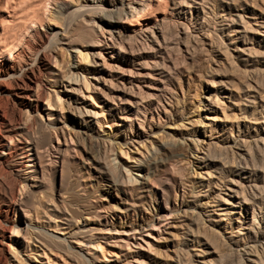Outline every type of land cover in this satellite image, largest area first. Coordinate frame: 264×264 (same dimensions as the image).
Segmentation results:
<instances>
[{
    "label": "rangeland",
    "instance_id": "1",
    "mask_svg": "<svg viewBox=\"0 0 264 264\" xmlns=\"http://www.w3.org/2000/svg\"><path fill=\"white\" fill-rule=\"evenodd\" d=\"M253 1L254 0H250L247 2V4L244 2L245 4L243 6H240V13H246V19H249V15H251L250 12L253 11L251 9H254L257 12L264 10L262 9V7L264 8V0H256V2H258L256 8H254L253 6ZM83 2L84 0H59L53 2L51 4V7L49 8L50 15H48L50 18L48 17V20H45V23H43V31L44 29H50V27L60 29L61 21L59 20H61L60 17L62 16L63 19H70V21H68L70 22V26H72L74 24V21L76 22L74 18L72 19V17H74V9L76 6ZM214 3H220V0H217ZM209 5L211 6V8L213 7L212 4ZM257 8H260V10ZM192 12H194V9ZM51 14H53L55 17ZM91 16H93V14L89 13V15H85V17H87V19L89 20ZM187 17L190 19L189 12L187 13ZM94 20H90L92 23H94H89V27L91 28L92 35L95 37V33H100L99 29L101 28V26H104V24L97 17L94 18ZM57 22L59 23V25ZM171 27L175 28L177 31L180 26L178 25L176 26L178 28H176L175 25L172 24ZM192 29L193 26L190 25V31L186 32L187 34L185 32H179V34H177L176 32V35L171 40L170 45L168 47H165L164 49H161L160 51L152 49L153 47L151 48L149 44L143 46L137 45L132 53L134 55L130 56L133 60V67L137 66L136 68H133L134 71L131 73L130 80L133 82L132 88H130V83L128 82L129 78H127V81L126 79L124 80V77H128V75H123L122 72H120V70L118 69L119 67L114 66V68L116 67V70L113 69V71L111 72L113 83H110V86L113 87L111 96L113 99L115 98V100H113L115 101V105L113 104L114 108L112 109V111L108 109L109 107L104 99L107 98L109 101L113 102L109 97L110 95L106 96L103 92L104 90H106V87H104V85H102L100 81H95L92 77L93 74L91 73H87V75L92 83H95L94 88H92L93 91L90 89L88 92L85 87H83L82 91H79L77 95L72 99H69L67 97L66 91L64 90L66 86H49L50 88L48 91L51 93L53 100L55 102H58L56 103V105L62 104L63 109H59V106L56 109L55 106L51 109V111L54 113L55 117L59 114L60 121L64 122L68 127L57 129V135L59 137V140L61 141V145L62 142H64L63 134L65 136L67 135L68 138V148L65 152H63L64 170L62 177L64 178L65 176L66 178H62V180L60 181V162H58V165L55 162V160L59 161L60 154L54 152V150H51V155L49 156L51 160L48 159L49 157L45 156L46 171L44 176L45 179H43V184L40 188H37L38 190H35V192L37 191V194L35 192L30 194V199H32L34 195L42 193L44 197V199L42 198V201H47L48 203V197L53 199L52 201L56 205L57 209H55L54 211V206L52 205L50 206V209H44L43 207H40L41 211H46V215L41 213L40 220L37 222H35L34 220H30V222L32 221L30 223V225L32 224L30 227L34 228L37 226V229L54 235L55 238H64L65 246L70 245L73 253H71L70 255L63 249H60L61 251L57 250L51 252L47 250L46 256L42 252V247L37 242L30 240L27 245L21 236L23 235L24 228L27 226L26 217H24L22 212L18 210L15 214H13L15 225L13 226L12 230H9L7 232L8 236L5 239L6 242L5 240H3L4 252L8 259L7 264H49L46 261L47 257H50L55 264H140L138 263V261L141 258L145 259V264H169L173 263V261L177 258V255L181 257V264H210L211 262V264H258L256 258L261 257L262 255L264 257V213L262 212L263 214H261V216H258L259 224L256 223V226H253L255 232L252 228V231L250 233V231L248 232L242 226L240 227L241 229L238 228L239 223L236 219H238L237 216L239 215L237 213H230L229 215H227V218L226 211H230V207H232V204H230L228 201H226V204L225 201H221L224 199L220 197V194L227 197V188L232 178H234L232 180H235L238 179V175H244L243 172H240L241 170H239L235 166V162H232L234 161V157H239L236 154V151H241L239 149L235 150L234 147L231 148V139L233 138V136H231L232 134H235L234 136L240 134L238 139L240 138L239 143H241V148L244 149L246 147V150H252V153L255 152L256 154L258 153L260 155L259 156L257 154L259 156V164L256 163V165H254L250 161L248 162L249 168H243L248 170V173L245 174L247 176L245 177H248L246 178V180H250H248L249 182L247 181V183H257L258 185L264 184V99H262L261 97V95H263L264 97V85H261L260 88L258 84H256L258 83L257 80H261V82L264 83V79H262L264 78V33L263 35H259V37L257 35L256 40H251L250 33L247 34L246 38L248 40H250L251 42L254 40L253 42L255 43L258 42L254 44V47H256L255 49H258V51L255 53L250 44L247 45L246 43H243L242 39H240L239 45L244 46L245 44L246 50L244 53L242 51L237 52L230 50V46L232 48H234L235 46L229 44L230 41L228 39V35H222V37H224V41H219V47L221 49L220 51L222 52L221 55L220 51H218L217 48L209 50V45L202 44L195 36H192L194 34V32L192 33ZM63 34L64 32L60 30L58 38L63 39ZM106 35H108V33H106ZM186 45L188 49H186ZM78 46L74 44L68 46L61 41H55L54 43H51L50 49L56 50L57 63L58 65H61L60 68L61 70H64L62 71L64 74L69 71L70 65L75 67H73V69H78V67H76L77 61L75 57L78 49L81 48L80 46ZM227 46L229 48H227ZM155 47L157 49L158 46L155 44ZM89 51V62L86 63L88 68H92L94 66L101 68L102 57L103 60L104 58H108V56L110 58V55H108L106 51L103 52L102 57L93 54V52L97 51L95 50V48L89 47ZM230 52H232L233 55ZM163 55L166 58L164 60V62H166V65L165 63L164 65L160 64L162 62L160 56ZM236 55L238 57H236ZM95 61H97V63ZM109 61L112 62V59H109ZM119 63L120 61H118L116 64ZM131 63L132 62H130V64ZM123 67L126 69L128 68V65L123 64ZM79 72L82 74L81 69H79ZM108 74L109 72L107 71L104 76L106 78L111 77ZM132 74L134 77L132 76ZM235 75L242 81L241 83L239 80L240 84L243 86V89L238 90L235 87V90L234 88H232L234 94L233 96H231V98L222 97V94H224V90H226L224 88L225 83L227 82L226 85H229L231 79L233 77H236ZM99 79L100 74H98V80ZM121 80L124 81V84H128L125 88L124 84L120 83ZM63 81L68 85V82H66L65 79ZM107 83L109 85L108 81ZM246 83L247 86L245 91ZM249 83L251 84V86H248ZM73 86L76 87L78 85L73 84ZM215 88H217L219 91L220 100H217V105H214L213 107L215 109H213H217V113H219L220 115H224L221 112L222 109L224 110L226 107L228 111H226V109L225 111L229 115L225 121L211 120L204 117L205 114L209 117L215 115V111H209V107H207L209 106L208 101L210 100V98H208V95H211L212 97V95L214 94L213 90ZM249 88L251 91L249 90ZM262 90L263 93L261 92ZM107 92L109 93L110 90L108 89ZM88 93H91L93 98H91L92 101L86 98ZM238 93L242 95L238 96ZM150 94L152 96H150ZM226 94L228 96V93ZM118 95L120 97L117 98ZM76 97L78 103L74 101ZM199 97L202 98L203 102L201 103V106L205 107V109L201 113V118L204 121V124L208 123L207 125L205 124L206 126H200L195 121L190 122L192 121V119H196V113L200 108V102L197 101ZM206 97L208 100L206 99ZM223 100L225 103H223ZM69 101L71 103H68ZM45 102V99L41 101V113L44 116V119L47 120L48 115L45 109L47 108ZM74 105H79L82 109L86 107V109H89L91 111H101V108L104 106L103 108L105 112L97 116V118L95 119H99L105 123H108L110 127H103L102 124L100 125L96 123L95 125L93 123L95 119L89 114V116H86V118L93 120L91 121V127H93V130L92 132L84 134L82 132V128H80L79 124L75 120L74 115L72 114L73 108L75 107ZM228 118L230 119L228 120ZM179 120H184L183 122L186 125L184 126V124H182ZM177 123H181V128L183 129H181L180 126L179 128L176 127L175 125ZM222 123L227 124V128L225 130L226 132L221 129L220 124ZM61 124L62 123L59 122V125ZM231 125H233V127H231ZM129 127L131 128L130 130H128ZM240 129L241 131L239 132ZM157 131L162 132L158 133ZM68 132H70L71 136L74 138V141L72 143L68 136ZM156 132L157 134H155ZM166 133H170V135L167 136ZM173 134L175 135V138H179L176 141V144L181 141V145L179 146L181 150L183 148V150L187 153L188 151L192 152V148H194L195 143L194 141L199 139L197 143L199 148H205L201 151H197V156L204 155V153L208 150L209 142L212 141L213 143L210 144L209 150H211L212 148L211 152L214 151L213 153L217 154V157L219 156L221 158L219 159L218 157V161H216V163L214 162L213 164H208V166L205 165L206 167H204V163L196 162L197 159L195 158V154L191 152H189V157H185L184 155H181L182 157H167L165 160H163V162H159L157 160L158 158L155 157L154 163L158 165L157 170L159 174L157 179L151 182L149 181V183L147 182V187L150 189V192L148 194L149 196H146V192L141 193L138 190V187L144 185V183H140L143 180L142 176H140V174H144L143 171L140 173L139 171L132 169L133 176L135 175L134 177L136 178V181H138L135 182L136 184L134 185H125L123 187L125 188V193L120 190L108 189V187L104 185V174L96 171L95 165H97L98 160L99 162L101 161V165L102 162H106L107 165L109 164V168H112L111 170L114 169V165L119 167L121 165H126V169H129L133 165V163L131 162L132 157L137 156L140 151L141 153H146V148H149L152 153V150L154 149L155 145H158L159 141L166 140L167 138H169V140L171 141V135ZM182 134L184 135L183 137L180 136ZM105 137L112 139L114 138L118 143L128 142L126 144L127 147L130 148V152L128 155L130 160H128L129 158L121 156L120 153H118L119 151L116 149L115 143H113V147H115V150L112 151L115 153L112 154L111 151L107 152V149L105 148H111L112 144L111 146L109 145L108 147H105L103 144ZM50 140L51 143H54L55 146L58 145L56 137L53 133H51ZM142 141H144L145 144ZM172 141L174 142V140ZM243 141H245V143H243ZM134 143L136 144V146H134ZM223 143H225V145ZM150 144L153 145V147H151ZM221 145H223L225 148H221ZM63 146L66 147V145H62V147ZM175 147L176 145L173 146V148ZM159 148L161 150V154H158V156H164V152H167L166 149H164L162 145L159 146ZM170 149L171 148H169V150ZM226 150H228L227 153ZM114 156H116V161L113 159ZM109 159L113 160L112 163ZM177 159H180V161L178 162ZM27 161L28 159L24 160L23 163L26 164L29 162ZM223 161H227L228 163H226L227 166L224 167V171H222L223 174L221 173L220 177L219 173L215 172V169L216 167L221 165L219 163ZM176 162L178 163L176 164ZM125 167H123V171L124 175L127 177ZM219 167L217 168V170L219 169ZM195 170L196 172H201V174H194ZM113 171H115L114 173H118L115 169ZM207 171L218 174L217 176L220 177L222 181L224 180V183L219 182L220 185L218 186L223 185V187L211 185L210 187H208V190L203 191L202 189H207V186H205L207 183L205 182L210 180V178L208 179L207 177ZM198 181H200L201 183L203 182L205 184V188L200 186ZM160 185H163V187L165 188L164 192L162 191V189L158 188L161 187ZM198 186L200 189L198 188ZM18 187L16 193L17 199L19 198L18 196L20 192V186ZM61 192L63 193L61 195L64 198L58 196V194ZM200 193L208 194L204 197L203 195H199ZM215 193H217L218 195ZM60 198L61 201L59 200ZM231 199L233 203L238 202V197H232ZM182 200H184L183 203H181ZM206 200L210 201L208 203L210 216H203V219L206 223L201 219L199 230L202 229L201 227H203V229H205L207 233L206 235H204L205 233L202 229L198 232V234L194 233V235H192L191 232H189V229H191L192 226L196 227V225H193L191 222V219L194 217L195 212L198 209L196 208V204L198 202H204ZM126 202L133 205L132 209L126 210ZM165 204L169 206L168 209L165 207ZM29 208L31 209V207ZM177 208L178 211H175V209ZM139 212L143 215L145 214L146 220H151L152 217L158 216V214H168V219L163 222L164 225L159 227L160 231L151 230L148 226H138L139 222L142 223V220L138 217ZM209 212L207 213L209 214ZM220 212H222V214ZM104 214L108 216V224L105 223L106 218L103 217ZM65 215H67V217L70 219L69 221L64 219ZM70 215L73 216V218L76 217V219L70 218ZM251 215L252 214H250L249 216ZM55 216L56 218H54ZM48 217H51V220L61 224L60 227L63 228V230L51 228V226L49 225H53L55 224V222H51ZM215 219L217 221L212 224L210 221ZM156 221L157 220L154 219L155 223ZM208 226L210 227V229ZM132 227L137 228V231L135 234V238L128 239L130 244L127 247V245L119 240V237L126 236L120 232L123 231V229L129 230ZM232 227L233 229L235 228L240 230L234 232V230H232ZM212 230L218 231V234L215 233V236L213 235V237H216V240L211 239L213 232ZM148 231H151L150 234H152V236L154 235L153 237H155V240L152 237H148L147 235H145ZM208 231L210 232L208 233ZM246 231L247 234H245ZM27 232L28 233H26V235H29V230ZM207 234V241H209L210 244L212 243L211 245L217 244V251L210 245L205 244V237L207 236ZM194 237H196L197 239ZM193 238L195 241L193 240ZM222 238L224 241L222 240ZM226 238L228 241L233 240V242L235 243H231V245L227 244ZM141 239L143 241L150 240L152 245L148 247ZM236 240L240 241L236 242ZM97 242H100L104 246L106 252L108 251L106 253L107 259L102 258L100 253L99 255L98 253H94V251L96 250L95 245ZM138 242H141L143 244L141 246L142 248H140ZM9 243L10 248L6 245ZM255 246L260 248L259 252L251 251V249H254ZM89 248L92 249L90 252L88 251ZM224 255L226 258L224 257Z\"/></svg>",
    "mask_w": 264,
    "mask_h": 264
},
{
    "label": "bare ground",
    "instance_id": "2",
    "mask_svg": "<svg viewBox=\"0 0 264 264\" xmlns=\"http://www.w3.org/2000/svg\"><path fill=\"white\" fill-rule=\"evenodd\" d=\"M56 1H59V0H0V264H7L8 263V259L5 255L4 248H3V242H4L3 240H5L7 238V236H8L7 232L9 230L13 229V226L15 225L14 219H13V214H15L18 210H20L22 212V214L24 215V217H26L27 226L24 228L23 235H21V236L27 245H28V242L30 240L37 242L42 247V252L46 256H47V250L51 252V251H57V250L59 251L60 249H63L66 253H68L70 255H71V253H73L72 248H70V245L69 246L66 245L67 247L65 246V239L64 238H55L54 235H51L47 232H44L42 230L37 229L38 228L37 226L34 228L30 227L32 225V224L30 225V223L32 222V221L30 222V220H34L35 222H37L40 220L41 213L46 215V211H41L40 207H43L44 209H50L51 208L50 206L52 205V206H54V208H53L54 211H55V209H57L56 205L52 201L53 199L48 197L49 198V199L47 198V200H49L48 203H47V201H44L46 203H44L42 201V198L44 199L42 193H39L38 195H34V197L33 198L31 197L32 199H30V194L34 193L37 188H40L43 184V179H45L44 178L45 171H46V167H45V164H46L45 159L46 158H45V156L49 157L51 155V150H54V152L60 154L59 161L55 160V162L57 165H58V162H60L59 166H60V174H61L60 181H61L63 178L62 176H63V170H64L63 152H65L68 148V146H67V140H68L67 135L65 136L63 134L64 142H62V145H66V147H64V146L62 147L61 141L59 140V137L57 135V129L58 128L62 129L63 127H67V126L64 122L60 121L59 114L55 117L54 113L51 111V109L55 106H56L55 107L56 109L58 106L60 107L59 109H62V104L56 105V103H58V102L57 101L55 102L53 100L51 93L48 91L50 88L49 86H56V85L57 86L58 85L66 86L64 90L66 91L67 97L69 99H72L73 97H75L77 95V93L79 91L80 92L82 91L83 87H85V89L88 92L90 89L92 90V88H94L95 83H92V81L88 78V75H87V73H91V74H93L92 77L94 78L95 81H100V83L102 85H104V87H106V90H104V91L102 90V91L105 93L106 96L110 95L109 97L113 101V100H115V98L113 99L111 96L112 92H113L112 91L113 87L110 86L113 83V77H112L111 72L113 71V69L116 68V67L114 68V66H118L119 68L118 67L117 68L120 70V72H122L123 75H128V77L127 76L124 77V80L126 79V81H127V78H129L128 82L130 83V88H132L133 82L130 80L131 79V73L134 71L133 68H136L137 66L134 65L136 67H133V65H132L133 60L130 56L134 55L132 53L135 50V48L137 47V45L143 46V45L149 44L151 46V48L153 47L152 49L160 51L161 49H164L165 47H168L170 45V42L175 37L176 32H177V34H179V32H182V33L185 32L186 33L188 31H190L189 29H190V25H191V26H193L192 33L194 32V34L192 36H195L199 40V42H201L202 44L209 45V47H210L209 50H213L214 48H217V50L220 51L221 49L219 47V41L223 42L224 37H222V35L224 36V34H226V35H228V39L230 41L229 44L235 46L234 48H232L231 46L229 48L227 46V48H229L230 50L237 51V52L242 51L244 53L246 50L245 44H244V46L239 45V41H240V39H242L243 43H246L247 45L250 44V46L253 48L254 53H255L258 51V49H255L256 47H254V44H256L258 42L255 43L253 41L256 40L257 35L259 37V35H263V33H264V10H262V9H264L263 7L261 9L262 11H260V12H257L254 9H251L253 11L250 12L251 15H249V19H246V16H245L246 13H243V12L240 13V9H241L240 6H243L245 3L247 4V2L250 0H245V1H243V0H220V3H218V4L214 3L217 0H84V2L79 4L78 6H76L75 9L73 8L74 9V14H73L74 17H72V19L74 18L76 20V22L74 21V24L72 26H70V24H69L70 19H68L69 20L68 21L67 19H63L62 18L63 16H62V17H60L61 20H59V21H61L60 22V25H61L60 29H57L55 27H50V29H48V30L44 29V31H43V29H42L43 23H45V20H48V17L50 15V13H49L50 9L49 8L51 7V4L53 2H56ZM209 4H212L213 7L211 8V6ZM257 4H258V2H256V0H254L253 1L254 8H256ZM193 9H194V12H192ZM257 9L260 10V8H257ZM188 12L190 14V19L187 17ZM244 12H247V11H244ZM89 13L93 14V16L90 17V20H94V18L97 17L104 24V26H106V27L101 26V28L99 29L100 33H95L96 34L95 37L92 35L91 28L89 27V23L93 24L95 22V20L92 23L89 19H87V17H85V15H89ZM51 15H53V14H51ZM57 16H58V14H57ZM176 17H178V18H176ZM54 20H56V19H54ZM53 21H52V23H53ZM67 21H68V24H67ZM172 24H174L175 27L178 25L180 26L179 28L176 27V28H178L177 31L175 28L171 27ZM58 25H59V23H58ZM60 30H62V32H64V34H63L64 38L63 39L58 38L59 34H60ZM106 33H108V35H106ZM249 33H250V39L251 40L254 39L252 42L246 38L247 34H249ZM55 41L64 42L68 46H71L72 44H74L77 46L79 45L81 47L80 49H78L77 53L75 54L76 61H77L76 67H78V69H73L74 66H71L69 64L70 65L69 71L66 72V74H64L62 72L64 70H61V68H60L61 65H58V63H57L56 50L50 49L51 43L52 42L54 43ZM192 42H193V40H192ZM155 44L158 46L157 49L155 47ZM89 47L95 48V50H97L96 52H93L94 55L96 54V55L102 57L104 51H106V53H108V55H110V58L108 56V58H106V59L104 58V60L102 57L101 68H99L97 66H94L92 68H88V66L86 65V63L89 62V57H90ZM144 48H146V47H144ZM186 49H188L187 45H186ZM228 50H226V51H228ZM250 50H252V49H250ZM230 53H232V52H230ZM220 54L222 55L221 51H220ZM232 55H233V53H232ZM236 57H238V56L236 55ZM160 58L162 59L161 60L162 62L160 64L164 65V63H165V65H166V62H164V60L166 59L164 57V55L160 56ZM224 58H225V56H224ZM109 59L110 60L112 59L113 63L111 61H109ZM158 60H160V59H158ZM118 61H120V63L116 64ZM95 62L97 63V61H95ZM130 62H132V63L130 64ZM123 64L128 65V68L125 69L123 67ZM57 65H58V67H57ZM217 68H215V69H217ZM79 69L82 70V74L79 72ZM217 70H219V69H217ZM107 71L109 72L108 75L111 76L109 78H106L104 76V74L107 73ZM135 72H137V71H135ZM137 73H139V72H137ZM98 74H100L99 80H98ZM133 74H132V76H133ZM81 76H82V78H81ZM64 79L66 82H68V85L65 84V82L63 81ZM262 79H264V78H262ZM239 80H240V78H237V76L233 77L231 79L230 84H229L230 86L226 85L227 84V82H226L224 85V88L226 90H224V92H223L224 94H222L223 95L222 97L231 98V96H233V94H234L232 88L235 89V87H236L238 90L243 89V86L240 84V82L242 83V81L240 80V82H239ZM107 81L109 82V85H108ZM257 82L258 83H256V84H258V86L260 88H261V85L262 86L264 85V83L261 82V80H257ZM120 83L124 84V81L121 80ZM73 84H76L78 86L75 87V86H73ZM126 85H128V84H124V88L126 87ZM162 86H165V85H162ZM246 86H247V83L245 85V91H246ZM248 86H251V84L249 83ZM122 87H123V85H122ZM108 89L110 90L109 93L107 92ZM120 90H121V88H120ZM249 90H250V88H249ZM213 91H214V94L212 95V97H211V95H208V98H210V100L208 101L209 106H207V107H209L208 108L209 111H215V115L209 117V116H206V114H205L204 117H206V119L209 118L211 120L225 121L229 115L226 113V111H228V109L226 107H225L226 111H225V109L224 110L222 109L221 113H223L224 115H220L219 113H217L216 112L217 109L214 110L215 108L213 106L217 105V100H220V98H219L220 95H219V91L217 88H215ZM261 92L263 93V90ZM226 93H228V96ZM148 94H149V92H148ZM151 94H150V96H152ZM235 94H237V93H235ZM241 95L242 94H239L238 96H241ZM84 96H86V95H84ZM118 97H120V96L118 95L117 98ZM261 97H262V99H264L263 95H261ZM86 98L90 99L91 101L93 99L91 93H88ZM43 99L46 100L45 105L47 108H45V109H46V111H47L46 113L48 115L47 120L44 119V116L41 113V101ZM104 99H105V102L107 103V105L109 107L108 109L112 111V109L114 108L113 104L115 105V101L111 102L107 98H104ZM206 99H207V97H206ZM71 101H73V100H71ZM74 101L76 103H78L77 97L74 99ZM197 101L200 102L199 103L200 108L196 113V117H195L196 119H192V121H190V122L195 121V122H197L198 125L202 126V125L206 124V123L204 124V121L201 118V113L205 109V107L201 106V103H203L202 98L199 97V99ZM68 103H71V102L69 101ZM159 103H160V101H159ZM223 103H225L224 100H223ZM74 106L75 107L73 108L72 114L74 115L75 120L79 124L80 128H82V130H83L82 132L84 134L92 132L93 127H91V121H93V120L86 118V116H89V114H90V116H92L94 119L97 118V116H99L105 112L104 108H103L104 106L101 108V111H97V110L91 111L89 109H86V107H84V106H83L84 108L82 109L81 106H79V105H74ZM221 108H222V106H221ZM89 112H91V113H89ZM235 114H233V115H235ZM151 117H153V116H151ZM159 117H158V120H159ZM243 118H244V116H243ZM229 119L230 118H228V120ZM126 120H127V118H126ZM183 121L184 120H181L180 122L182 124H184ZM258 121H259V117H258ZM59 122L62 124L59 125ZM159 122H161V121H159ZM93 123L94 124L95 123L100 124V125L102 124L103 127H107V128L110 127V125L108 123H105L99 119H95V121ZM181 123H177L178 125L176 124L175 126L178 128L180 126V128H181V126H182ZM209 124H210V121H209ZM185 125L186 124H184V126ZM220 126H221V129L223 131H225L227 128L226 123H222V124H220ZM231 127H233V125H231ZM83 128H85V129H83ZM130 129L131 128L129 127L128 130H130ZM181 129H183V128H181ZM219 129H220V127H219ZM240 131H241V129L239 130V132ZM157 132L155 134H157ZM161 132L162 131H159L158 133H161ZM239 132H237V133H239ZM51 133H53L54 136L56 137V140L58 143V145H56V146L54 145V143H51V140H50L51 139ZM90 134H92V133H90ZM166 134H167V136L170 135V133L169 134L166 133ZM188 134H191V133H188ZM234 135L233 134L231 135V136H233V138L231 139L232 144L230 143L232 145L231 148L234 147L235 150L239 149L241 151H238L239 153L236 151V154L239 157L238 158L234 157V161H232V162H235V166L239 170H241L240 172H243L244 175H240V176L238 175L237 176L238 179H235V180H232V179H234V178H232L231 182L227 188V190H228V192H226L227 197L223 196L222 194H220V197H222L224 199L221 201H225V203H226V201H228L230 204H232V207H230L231 208L230 211H226V216L229 215L230 213H237L239 215V216H237L238 219H236L237 222L239 223L238 228H240L242 226L244 229H246L248 232L250 231V233H251L253 226H256V223L259 224L258 223V221H259L258 216H261V214L264 213V211H262V210H264L263 209L264 208V184L263 185H258L257 183H254V184L249 183L248 184L247 181L250 179L246 180V178H248V177H245V176H247L245 174L248 173V170L243 169V168H249L248 162H250V161H251V163L256 165V163H258V161H259L260 155L257 153L259 155L258 156L255 152L252 153L251 152L252 150L251 151L246 150L245 149L246 147L244 149L241 148V146H240L241 143H239L240 138L238 139L240 134H238L236 136H234ZM68 136H69L70 141L72 143L74 141L73 140L74 138L71 136L70 132H68ZM171 136H172L171 141L169 140V138H167L168 140L166 139V140L159 141L158 145H155L154 149L152 148L153 149L152 153L149 150V148L145 149L147 154L144 152L141 153V151L139 153L137 152L138 155L131 158V162L133 163L131 168L126 169V167H125L126 165H121L120 167L114 165L113 168L118 173H114L115 172V171H113L114 169L111 170L112 168H109V164L107 165L106 162H102V165H101L100 164L101 161L99 162V160H98L97 165H95L96 171L104 174V176H103L104 183H105L104 185L106 187H108V189L120 190V191L125 193V190H124L125 188H123L125 185H134V184H136L135 182L138 181V180L136 181V178L134 177L135 175L133 176L132 169L137 170L140 173L143 171L144 172L143 175H141L140 173L139 174L143 178V180L140 183H144V185H141L140 187H138L139 188L138 190L141 193L146 192L147 193L146 196H147L150 192V189L147 187V182L149 183V181L151 182V181L157 179L158 174H159L158 170H157L158 165L156 163H154L155 157L158 158L157 160L159 162H163V160H165L167 157L168 158L179 157V156L182 157L181 155H184L185 157L186 156L189 157V154H190L189 152H191V151H188V153H187L183 150V148L181 150V148L179 146V145H181L180 144L181 141L178 142V144H176L177 143L176 141L179 138L178 139L175 138L174 134ZM180 136L183 137L184 135L182 134ZM152 137H154V136H152ZM172 140H174V142ZM198 140L199 139L194 141L195 142L194 148H192V152H191V153L195 154V158L197 159L196 162L197 163H204V167H206L205 165L208 166V164H213L214 162L216 163V161H218L219 156L217 157V154L213 153L214 151L211 152L212 148H211V150H209L210 144L213 143L212 141L209 142L208 150L206 148L207 152H205L204 155H202V156L196 155L197 151H199V150L201 151L202 149L205 148V147H201V149L199 148V146L197 144ZM142 142L145 144L144 141H142ZM202 142H203V140H202ZM113 143L116 144V149L119 151L118 153H120L121 156H125V157L129 158L128 155L130 152L129 151L130 148L127 147V144H126L128 142L118 143L115 141L114 138L112 139V138L105 137L104 142H103L104 146L108 147L109 145L111 146V144H112L111 148H105V149H107V152L108 151L112 152L115 150V147H113ZM243 143H245V141H243ZM223 144L225 145V143H223ZM161 145L167 151V152L162 151L165 153L166 157H165V155L164 156H158V154H161V150L159 148V146H161ZM175 145H176V147L173 148V146H175ZM255 145H256V143H255ZM134 146H136V144ZM151 147H153V145H151ZM222 147L225 148L223 145H221V148ZM169 148H171V149L169 150ZM206 150H203V151H206ZM230 150H232V149H230ZM149 151L151 154L149 153ZM227 151L228 150H226V153H227ZM113 153H115V152H112V154ZM232 153H233V151H232ZM109 158H110V156H109ZM220 158L221 157H219V159ZM26 159H28L29 162L27 161L28 163L24 164L23 161ZM48 159H50V157ZM113 159L115 160L116 156H114ZM180 159L179 160L177 159V161L179 162ZM109 160H111V163H112L113 160L112 159H109ZM128 160H130V158ZM220 161H222V160H220ZM178 162H176V164ZM187 163H188V161H187ZM226 163H228V162L227 161L220 162L219 164H221V165H219L220 167L218 166L219 169L217 170L218 167H216V169H215V172L216 173L218 172L220 177H221L222 171H224V167L227 166ZM113 164H114V162H113ZM134 166H136V167H134ZM110 167H111V165H110ZM123 167H125V170L127 172V177L124 175ZM252 167H253V165H252ZM58 171H59V168H58ZM65 171H66V169H65ZM195 173H197L198 175L201 174V172H199V171L196 172V170L194 171V174ZM254 174H256V173H254ZM207 175L206 176L208 177V179L210 178V180L206 181V182L204 181L205 183H207L206 185L203 182L201 183L200 181H198L200 186H202V187H204V185L207 186V189H202L203 191L208 190V187H210L211 185L218 186V185H220L219 182L224 183L223 182L224 180L222 181L221 178L217 176L218 174H215L211 171H207ZM136 176H137V174H136ZM96 177H99V176H96ZM64 178H66V177L64 176ZM203 178H202V180H203ZM250 178H251V176H250ZM18 186H20V189H19L20 192H19V196H18L19 198L17 199L16 193H17V187ZM148 186H149V184H148ZM160 186L161 187H158V188L162 189V191L164 192L165 188L163 187V185H160ZM218 187H223V185L218 186ZM198 188H199V186H198ZM40 191H42V190H40ZM220 191H221V188H220ZM198 192H200V191H198ZM35 193L37 194V191ZM217 193H215V194H217ZM61 194H63V193L62 192L59 193L58 196L63 197ZM207 194L208 193H205V194L200 193L199 195H203L205 197V195L207 196ZM44 196H46V195H44ZM176 197H177V194H176ZM232 197H238V202L233 203V201H231ZM59 200L61 201V198ZM210 200H212V199H210ZM216 200H217V198H216ZM183 201L184 200H182L181 203H183ZM209 202H210L209 200H206L204 202L201 201V202H198L196 204V208H198V209L196 210L194 217L191 219L192 224L196 225V227L192 226V228L189 229V232H191L192 235H194V233L198 234V232L203 229V227H201L202 229L199 230V227H200L199 224H201L200 223L201 219L203 220V222H205L203 219L204 218L203 216L204 215L210 216V212L208 210L209 209V207H208ZM126 204H127L126 210L132 209L133 205L131 203L126 202ZM223 204H224V202H223ZM29 207H31V209ZM165 207L167 209L169 208V206L167 204H165ZM227 210H229V209H227ZM175 211H178V208L175 209ZM100 212H102V211H100ZM207 212H209V214ZM220 213L222 214V212H220ZM224 213H225V211H224ZM250 214H252V215L249 216ZM167 215L168 214H164V215L158 214V216L152 217L151 220H146L145 214L143 215L139 212L138 217L142 220V223L139 222L138 226L139 227L141 225L142 226H148L149 229H151V230L160 231L159 227L164 225L163 222L168 219ZM103 217L106 218L105 223L108 224V220H107L108 216L106 214H104ZM54 218H56V216ZM70 218H73V216L70 215ZM227 218H228V216H227ZM64 219H66L68 221L70 220L67 217V215H65ZM73 219H76V217H74ZM154 219L157 220L156 223L154 222ZM262 219H263V217H262ZM49 220L51 222H55V224L49 225V226H51V228L63 230V228L60 227L61 224H59L56 221L51 220V217L49 218ZM223 220H224V218H223ZM216 221L217 220L215 219V220H211L210 222L213 224ZM230 222H232V221H230ZM216 224H218V223H216ZM257 226H259V225H257ZM48 228H50V227H48ZM205 228H207V227H205ZM209 229H210V227H209ZM240 229H235V228L233 229V227H232V230H234V232H236ZM28 230H29V235H26V233H28L27 232ZM203 230L205 233L204 235H206L207 231L205 229H203ZM52 231H54V230H52ZM136 231H137V228H133V227L130 228L129 230L123 229V231H121L120 233H123L126 236L125 237H119V240L121 242H123L125 245H127V247H128L130 244L128 239L129 238H135ZM247 231L245 234H247ZM253 231H254V228H253ZM116 232H119V231H116ZM209 232L210 231H208V233ZM217 232L218 231H216V230L212 232L211 239L216 240V237H213V235L215 233L218 234ZM150 233H151V231H148L145 235H147L148 237L150 236L155 240V237H153L154 235L152 236V234H150ZM260 233H262V232H260ZM235 235H237V234H235ZM232 236H234V235H232ZM207 237H208V234L205 237L206 238L205 244H208L213 249H216L217 244L211 245L212 243L210 244V242L207 241ZM256 237H257V235H256ZM194 238H196V237H194ZM194 238H193V240H194ZM240 238H242V237H240ZM222 240H223V238H222ZM226 240H227V238H226ZM240 240H238V241H240ZM227 241H226V243L230 244V245H231V243H235V242H233V240L228 241L229 243ZM238 241L236 240V242H238ZM5 242H6V240H5ZM143 242L148 247L152 245L150 240H144ZM6 245H7V247L10 248V243L6 244ZM138 245L140 246V248H142L141 246L143 244L141 242H138ZM234 245H236V244H234ZM95 247H96V250L94 249L95 250L94 253H98V255L100 253L102 258L107 259L106 253L108 251L107 252L105 251L104 246L100 242H97ZM227 248H228V246H227ZM230 249H232V248H230ZM230 249H229V252H230ZM259 249L260 248L255 246L254 249H251V251L259 252L260 251ZM91 250H92L91 248L88 249L89 252ZM216 251H217V249H216ZM206 254H208V253H206ZM224 257H225V255H224ZM46 261L49 264H55L54 261L50 257H47ZM200 261H203V260H200ZM206 261H208V260H206ZM256 261H258L257 262L258 264H264L263 255L261 257L256 258ZM138 263L145 264V259L141 258L138 261ZM181 263H182L181 257L179 255H177V258L173 261V263H169V264H181ZM207 263H209V262H207ZM183 264H185V263H183Z\"/></svg>",
    "mask_w": 264,
    "mask_h": 264
}]
</instances>
